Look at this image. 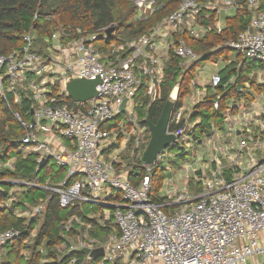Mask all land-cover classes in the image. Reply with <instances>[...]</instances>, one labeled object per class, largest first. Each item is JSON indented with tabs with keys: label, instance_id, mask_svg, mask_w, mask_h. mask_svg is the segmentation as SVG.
<instances>
[{
	"label": "built area",
	"instance_id": "1",
	"mask_svg": "<svg viewBox=\"0 0 264 264\" xmlns=\"http://www.w3.org/2000/svg\"><path fill=\"white\" fill-rule=\"evenodd\" d=\"M133 3L137 9L135 21L146 20L164 7L160 0ZM243 4L252 14L251 23L227 47L245 61L264 65V0H181L172 14L141 38L124 43L114 38V31L109 55L95 44L103 35L108 38V29L88 34L80 28L64 26L44 39L41 52L35 48V34L30 32L24 36L21 51L0 54V106L4 104L11 110L10 96L17 104L23 95L32 100L30 120L13 113L25 131L18 140L21 152L35 155L39 165L43 160H53L66 172L59 182L42 184L36 178L32 182L20 181V188L38 187L56 194L63 209L75 204L89 211L95 206L102 208L93 216L87 215L92 222L73 216L64 224L67 232L75 225L80 227L74 236H64L58 246L63 259L69 258L65 264H262L264 92H255L251 83L237 86L241 98H229L231 101L224 105L222 123L213 125L206 135V153L198 161L199 167H186L179 187H171L172 178L164 179L169 181L166 193L158 194V198L153 192V165H143L146 174L135 185L127 173L119 170L117 157L106 156L108 140L116 142L113 145L123 142L124 151L133 140L132 156L141 159L150 132L139 123L136 108L143 102L138 96L152 102L162 98L171 50L181 60L182 68L188 69L202 59L184 40L176 42L174 35L186 32L194 39H202L213 32L221 33V21L202 22V14H215L216 19L222 13L235 14ZM74 77H99L97 96L85 102L73 101L66 83ZM258 82L264 84V80ZM235 84V77L223 84L220 72L214 73L206 85L193 80L192 92L195 86L200 88L195 94L191 92L192 104L188 107L185 100L176 107L177 85L170 95L175 107L167 133L174 134L184 150L194 148L196 140L189 136L199 123L190 121L194 107L216 94L214 110H220L222 97ZM220 87L223 93L218 92ZM249 95L251 100L247 99ZM125 99L126 113H122L120 106ZM130 113L134 119L119 123L118 129L109 128L113 120ZM64 141H69L70 146ZM2 150L0 146V154ZM164 155L165 152L157 162ZM9 162L0 166L10 168ZM133 178L140 179L141 171ZM8 195L0 208L11 207L19 197L10 192ZM45 208L46 202L40 200L33 207L25 203L14 214L31 224L42 217ZM93 229L102 235L91 236ZM36 234L37 227L31 236ZM21 236L16 228L0 231V257ZM83 249H103L104 255L97 261L90 256H74Z\"/></svg>",
	"mask_w": 264,
	"mask_h": 264
},
{
	"label": "trees",
	"instance_id": "2",
	"mask_svg": "<svg viewBox=\"0 0 264 264\" xmlns=\"http://www.w3.org/2000/svg\"><path fill=\"white\" fill-rule=\"evenodd\" d=\"M160 2L164 3V7L160 11L146 20L135 21L137 9L133 0H0V54L21 51L24 46V36L30 32L35 34L37 38L35 48L41 52L45 46L44 39L58 31L60 26L70 27L72 30L80 28L88 34H94L102 29L114 28L117 32L114 38H119L124 43L131 42L150 33L178 8L181 0H160ZM214 19L215 14H210L207 22L212 23ZM251 20L252 14L246 4H243L242 9L225 19L221 33L213 32L202 39H194L186 32L175 34L174 39L176 42L184 40L187 46L202 59L195 62L188 69L182 68L181 60L171 50L170 59L165 66L162 98L159 101L152 102L148 98L138 96V100L143 102L142 106L136 108L140 125L143 127L147 126V117L153 123L158 121L163 107L177 85H179V94L176 107L183 105L184 100L192 92L191 82L196 78V70L203 61L214 63L223 58V62L228 63L231 57L236 56V60L242 59L243 65L242 69L238 71L235 66L236 60L230 65H224L223 62L220 64V74L223 84L231 77L236 78V84L229 87L228 93L222 97V108L220 110H214L216 94L206 97L201 104L194 107V114L191 116L190 121L198 120L199 123L195 125L194 129L189 131V136L193 137L196 141L199 140L200 133L207 134L213 125L222 123L224 116L222 111L229 98H241V95L236 92L237 86H243L246 81H250L255 92H264V84L260 85L256 81H252L250 76L245 74L249 61H245L242 55L227 47L228 43L236 40L239 34L249 27ZM111 43L112 38H105L103 35L95 44L101 52L109 55ZM260 67L264 69V65H260ZM57 86L59 84L55 86V90ZM218 92L223 93V88H218ZM247 99L251 100L250 95L247 96ZM10 101L12 111L5 107L4 104L0 106V146L3 149L0 154V163L12 158H16V163L14 170L7 168L0 169V179L14 178L32 182L44 173L41 178L42 182L47 179L52 184L61 181L66 173L63 168L49 162L43 165V168L40 170V165L37 163L35 155H24L19 151L20 144L18 140L25 136V131L20 127L13 113H20L24 119L30 120L32 103L30 96L23 95V100L19 104L14 102L12 96H10ZM182 126H184V122ZM109 128L118 129L119 127L118 124L112 123L109 125ZM149 140L150 136H148L147 142L143 147V152ZM118 143L117 145H119ZM132 147L133 140L129 142L127 151L120 155L122 159L127 158L131 160L132 169L129 171L128 178L137 185L146 172L143 169L141 159L132 156ZM172 148L180 150L178 143L174 144ZM115 149L116 147H111L107 149V153ZM184 154L185 152L182 155ZM163 160L162 158L156 162L152 166L151 172L153 192L157 198L165 179V171L170 169L169 164L173 166L178 161L172 159L168 163ZM138 171H141V178L134 180L133 177L135 174H138ZM0 189L1 202L9 198L8 191L11 188L7 183H1ZM24 190L11 207L0 208V231L16 228L22 232L21 239L12 242L6 247L5 252H8V262L4 264L67 263L69 258L63 259L58 246L65 240L64 236H74L80 227L75 225L67 232L64 224L73 216L80 218L84 222H92L86 215L85 208L79 204H75L63 209L59 206L58 196L43 188L33 187ZM50 195L52 196L50 197ZM114 199H116L115 195ZM40 200L46 202V208L42 217L28 224L25 218L15 216V209H22L25 203L27 206H37ZM160 200H163L162 197H160ZM35 227H37V234L35 237H32L31 232ZM90 234L94 237L102 235L98 229H93ZM21 248L27 249L30 255L28 257L21 255ZM11 256H14L13 260ZM74 256L84 259V255L81 252Z\"/></svg>",
	"mask_w": 264,
	"mask_h": 264
},
{
	"label": "rangeland",
	"instance_id": "3",
	"mask_svg": "<svg viewBox=\"0 0 264 264\" xmlns=\"http://www.w3.org/2000/svg\"><path fill=\"white\" fill-rule=\"evenodd\" d=\"M235 54V53H234ZM236 55V54H235ZM236 56H234V59ZM237 63L235 64V66L237 67V70L239 71L240 69H242V59L236 60ZM223 62V58H220L218 61H216V63H211V61H203L201 65H199V67L196 70V78L194 79L195 82H197L200 85H206V82H208L212 75L216 72H218L221 68H220V64H222ZM245 68V66H244ZM245 74L250 76V79L252 81H256L258 84H260L258 81L259 79L264 80V69L263 67H260V63L259 62H253L247 63V69L245 71ZM245 83L249 84L250 81H246ZM200 88L199 86H195L193 89L192 94L196 93V90ZM191 94V95H192ZM191 95H189L186 99H185V104L188 106H190L192 104V100H191ZM229 100V99H228ZM231 100H229L230 102ZM134 115L132 113H130L128 116L123 114L122 116H119L118 118H116L115 120L112 121L113 124H119V123H123L128 119H134ZM213 128V126H212ZM212 130V129H210ZM222 132V130H220ZM206 133H200L199 134V140L202 141V143L199 142V140L196 141V144L194 145V148H189L184 150L181 145L178 142H175L174 144L178 143L180 146V150H175L173 149V145L168 147L164 152L167 153L163 156V161L166 162H170L172 159L178 160L176 165L171 166V164H169V168L165 171V179H170L172 178V183L170 184L171 187H179L180 184H182L183 181V176H184V171L186 167H190V169H194V168H198L199 167V160L201 158H203L205 156L206 153V149L205 146L203 145L204 141L206 140ZM118 142V141H117ZM116 143L114 142L112 139L108 140L107 142V149L111 148V147H116L115 150H113L112 152H108L106 153V156L109 157H117L118 159V163L117 166L119 165V170L123 171L124 173L129 174V171H131L132 166H131V160L129 159H122V156L120 155L121 153H124V148L123 147V142L120 143L119 145L115 144V146H113V144ZM20 151L22 150V148L19 149ZM124 151V152H123ZM127 151V150H126ZM185 152L184 155H182ZM174 154V156L172 157V155ZM109 159V158H107ZM9 163H11L10 168L8 167H2L0 166V169L2 168H7L10 170H14L15 167V163H16V158H12L9 159ZM111 161V159H110ZM50 164H53V160L50 162ZM165 165V164H164ZM166 166V165H165ZM164 166V168H165ZM57 169V167H56ZM44 175L41 174V176H38L39 178H42V176ZM40 182L42 184H46V182L48 181L45 180L44 182L41 181V179H39ZM0 181H6L8 186H10V190L8 192L10 193H14V195H16L17 197L20 196L23 191H25V188H20V181L22 180H18V179H14V178H6V179H0ZM164 182V181H163ZM169 181H165L164 184L162 185L161 189L159 190V193L161 196L164 195L166 193V187H167V183ZM109 191H111L112 189L109 188ZM9 208V207H8ZM21 208H18L17 210H20ZM23 209V208H22ZM95 209V210H94ZM102 208L99 206H95L93 207V209L90 210L91 215H95L94 212H98L100 211ZM15 211V210H14ZM10 250V249H9ZM7 250V251H9ZM21 255H24L26 257H28L30 255V253L28 252L27 249H23L21 248L20 251ZM11 259H14V256H11ZM8 262V252H5L2 254V256L0 257V264H4ZM96 264H100V262L96 263Z\"/></svg>",
	"mask_w": 264,
	"mask_h": 264
},
{
	"label": "water",
	"instance_id": "4",
	"mask_svg": "<svg viewBox=\"0 0 264 264\" xmlns=\"http://www.w3.org/2000/svg\"><path fill=\"white\" fill-rule=\"evenodd\" d=\"M114 31V28H109L106 31L107 37L111 38ZM100 83L101 79L99 77L95 80L74 77L67 81L66 91L73 101L85 102L97 96L96 88ZM126 103L127 99H125L120 106L122 113H126ZM174 107L175 101L170 97L163 107L161 115L156 123H153L149 117H147L146 123L150 132V141L141 157V163L143 165H154L160 155L177 141V137L174 134L167 133ZM47 163L48 160H43L39 166L40 170L43 168V165ZM81 253L84 256H90L94 261L99 260V258L104 255L103 249H98L92 252L88 249H83Z\"/></svg>",
	"mask_w": 264,
	"mask_h": 264
},
{
	"label": "crops",
	"instance_id": "5",
	"mask_svg": "<svg viewBox=\"0 0 264 264\" xmlns=\"http://www.w3.org/2000/svg\"><path fill=\"white\" fill-rule=\"evenodd\" d=\"M232 15L233 14L228 13V12L227 13H222L218 18L214 19V21L212 23L215 24L217 20H220L221 23H222V27H223L224 24H225V19L227 17H229V16H232ZM209 17H210V14H208L207 12H205V13H203V16L201 17V21L202 22H207ZM208 23H210V22H208ZM235 60L236 59H234V57H231L229 59V61H233V62H235ZM214 63H216V62H214ZM223 63H224V65H227V64L230 65L229 62L228 63L223 62ZM218 72H220V70ZM185 106H187V105L185 104ZM64 143H65L66 146H70L69 141H64ZM39 179H41V178H39ZM85 212H86V215L91 214L90 211H89V209H85ZM261 263L264 264V259H261Z\"/></svg>",
	"mask_w": 264,
	"mask_h": 264
}]
</instances>
